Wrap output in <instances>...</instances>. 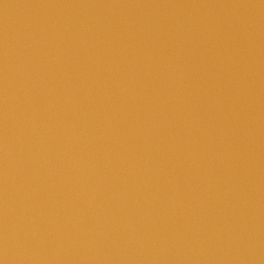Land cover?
Returning <instances> with one entry per match:
<instances>
[{
  "label": "water",
  "instance_id": "1",
  "mask_svg": "<svg viewBox=\"0 0 264 264\" xmlns=\"http://www.w3.org/2000/svg\"><path fill=\"white\" fill-rule=\"evenodd\" d=\"M0 264H264V0H0Z\"/></svg>",
  "mask_w": 264,
  "mask_h": 264
}]
</instances>
